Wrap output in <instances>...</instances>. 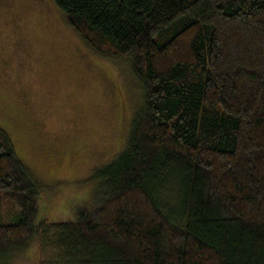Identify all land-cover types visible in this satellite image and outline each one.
<instances>
[{
    "label": "trees",
    "instance_id": "obj_1",
    "mask_svg": "<svg viewBox=\"0 0 264 264\" xmlns=\"http://www.w3.org/2000/svg\"><path fill=\"white\" fill-rule=\"evenodd\" d=\"M55 2L142 104L70 221L36 224L40 183L0 127V259L37 237L57 252L40 264H264V0Z\"/></svg>",
    "mask_w": 264,
    "mask_h": 264
},
{
    "label": "rangeland",
    "instance_id": "obj_2",
    "mask_svg": "<svg viewBox=\"0 0 264 264\" xmlns=\"http://www.w3.org/2000/svg\"><path fill=\"white\" fill-rule=\"evenodd\" d=\"M142 96L127 61L95 53L55 0H0V127L40 183L36 224L75 220L93 202L96 173L124 149ZM56 253L35 237L0 264Z\"/></svg>",
    "mask_w": 264,
    "mask_h": 264
}]
</instances>
